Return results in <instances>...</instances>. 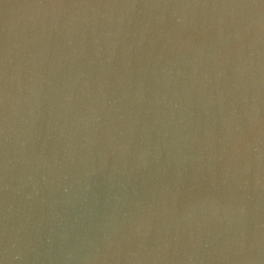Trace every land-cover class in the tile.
I'll return each mask as SVG.
<instances>
[{"label":"water","instance_id":"water-1","mask_svg":"<svg viewBox=\"0 0 264 264\" xmlns=\"http://www.w3.org/2000/svg\"><path fill=\"white\" fill-rule=\"evenodd\" d=\"M0 264H264V0H0Z\"/></svg>","mask_w":264,"mask_h":264}]
</instances>
